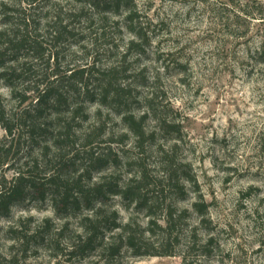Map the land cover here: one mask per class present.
I'll return each mask as SVG.
<instances>
[{
	"label": "rangeland",
	"instance_id": "374dc122",
	"mask_svg": "<svg viewBox=\"0 0 264 264\" xmlns=\"http://www.w3.org/2000/svg\"><path fill=\"white\" fill-rule=\"evenodd\" d=\"M134 2L147 43L130 50L135 36L125 27L124 11L101 21L94 9L74 0H0V30L6 16L14 25L28 24L22 33L29 42L18 58L29 71L15 78V84L24 90L51 75L56 66L60 71L93 68L90 87L112 77L125 90L121 112L148 114L147 134L137 145L122 114L110 105L85 101L87 119L74 126L82 131L101 126L104 133L94 151L104 153L110 147L117 154V161L94 176L111 175L121 182L144 169L159 224L169 204L179 214L199 195L210 205L207 221L192 211L181 218L174 231L178 239L170 249L173 255H153L148 252L164 250L148 246L137 255L123 246L112 261L98 250L71 256V238L80 231L78 219L57 215L49 196L17 204L9 217L0 219V264H264V62L261 56L253 57L264 46V0ZM59 19L69 26L60 38ZM0 107L7 113L20 110L2 80ZM156 116L172 127L161 131ZM6 136L0 125V138ZM37 152L27 141L19 156ZM166 171L193 178L183 179L185 196L176 188L166 189L157 200ZM5 174L11 179L15 172L5 169ZM108 205L122 224H138L133 230L143 243L159 240L161 229L148 230L144 211L127 207L119 196ZM11 227L19 231L7 232ZM191 229L197 233L192 239ZM118 232L107 231L106 241Z\"/></svg>",
	"mask_w": 264,
	"mask_h": 264
},
{
	"label": "trees",
	"instance_id": "16d2710c",
	"mask_svg": "<svg viewBox=\"0 0 264 264\" xmlns=\"http://www.w3.org/2000/svg\"><path fill=\"white\" fill-rule=\"evenodd\" d=\"M74 1L90 6L101 21L106 20L107 15H118L124 11L125 27L135 36V40L128 46L129 49L141 48L147 43L143 28L138 23L134 0ZM4 21L5 27L0 30V80L10 87L12 99L20 110L7 113L5 107H0V125L7 132L6 138H0V219L9 217L17 204L31 200L45 201L50 196L57 215L65 219L73 215L78 219L80 231L71 238L68 251L71 256L85 257L98 250L101 257L112 261L121 253L123 246L129 247L137 255L143 253L140 249L145 246L164 250L162 253L148 252L153 255H173L174 252L170 249L173 240L178 239L174 234L178 222L190 211L195 212L201 221H207L209 203L199 195L190 209H182L179 214L176 207L169 204L163 210L161 219L164 223L159 224L155 209L157 202L148 197L147 187L150 181L147 172L141 169L121 182L111 175L96 178L94 173L117 161V154L110 147L104 153L94 151V144L104 133L101 126L83 131L74 126L87 119L83 105L85 101L110 105L122 114V120L127 124L129 132L135 136L137 145H141L147 134L144 123L148 114L136 117L132 112H121L119 107L124 101L125 90L117 86L112 77L104 78L98 86L90 87L88 79L93 68L60 71L56 66L51 75L36 82L32 81L33 86L19 90L15 78L29 71L18 58V53L26 48L29 42L22 33L28 24L24 22L22 25H14L7 16ZM59 25L56 32L58 38L63 36L69 27L62 19H59ZM34 42L38 43L36 40ZM9 53L10 56L5 58ZM253 57H258L264 62V46L256 51ZM31 91L33 95L28 94ZM80 99H83L81 103L76 102ZM157 121L159 129L163 132L172 127L162 116H158ZM154 134L155 131H152L149 135ZM126 135L127 133L123 134ZM27 141L37 147L38 152L20 157L22 143ZM70 153L72 155L68 156ZM113 153L114 159L111 158ZM52 165H59V168L50 170ZM5 169L14 170L15 175L8 179ZM183 179L194 181L192 177H180L174 172L166 171L160 180L163 187L158 192L157 200L166 189L171 191L176 188L185 196L187 192ZM113 196H119L127 207L134 205L136 209L144 211L149 217L148 230L154 233V226L161 229L159 240L143 243V239L133 230V226L137 224L135 221L130 220L122 224L118 212L108 205ZM67 225L66 222L59 233H62ZM117 229H120V232L113 234L111 239L106 241L105 233ZM12 231L19 230L11 227L7 232ZM190 231L189 238L197 237L196 232L192 229ZM18 239L20 240L19 237ZM212 240L210 237L208 243ZM193 242L195 243L194 239ZM22 243L27 244L24 240ZM187 249H190V246Z\"/></svg>",
	"mask_w": 264,
	"mask_h": 264
}]
</instances>
